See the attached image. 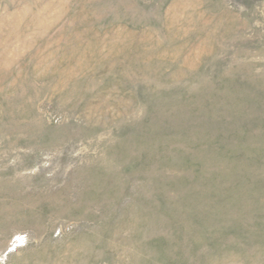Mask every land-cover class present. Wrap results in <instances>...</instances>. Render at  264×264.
Masks as SVG:
<instances>
[{
    "label": "rangeland",
    "instance_id": "obj_1",
    "mask_svg": "<svg viewBox=\"0 0 264 264\" xmlns=\"http://www.w3.org/2000/svg\"><path fill=\"white\" fill-rule=\"evenodd\" d=\"M0 264H264V0H0Z\"/></svg>",
    "mask_w": 264,
    "mask_h": 264
}]
</instances>
